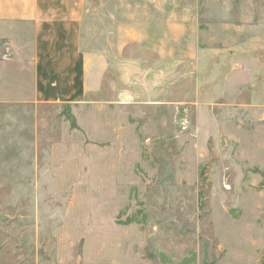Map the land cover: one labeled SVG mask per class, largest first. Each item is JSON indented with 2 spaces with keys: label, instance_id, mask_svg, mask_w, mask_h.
<instances>
[{
  "label": "rangeland",
  "instance_id": "rangeland-1",
  "mask_svg": "<svg viewBox=\"0 0 264 264\" xmlns=\"http://www.w3.org/2000/svg\"><path fill=\"white\" fill-rule=\"evenodd\" d=\"M123 10L80 104L35 103L31 29L0 24V264H264V0Z\"/></svg>",
  "mask_w": 264,
  "mask_h": 264
},
{
  "label": "crops",
  "instance_id": "crops-1",
  "mask_svg": "<svg viewBox=\"0 0 264 264\" xmlns=\"http://www.w3.org/2000/svg\"><path fill=\"white\" fill-rule=\"evenodd\" d=\"M95 2L0 0V24L7 22L31 29L35 103L80 104L86 98L98 95L115 57L108 38L115 33V51L119 46L120 52L135 41L136 32L128 31L135 22L127 26L129 16L123 10L124 0H104L90 9L88 4ZM87 5L90 20L85 31L83 21ZM139 26L143 28L142 23ZM101 33L104 43H101ZM119 60L127 62L126 58ZM120 73V84L127 86L126 76L122 78ZM128 98L127 93L120 92L117 100Z\"/></svg>",
  "mask_w": 264,
  "mask_h": 264
}]
</instances>
